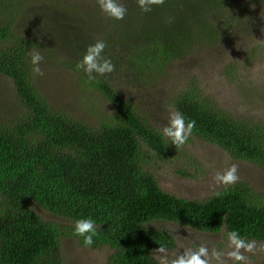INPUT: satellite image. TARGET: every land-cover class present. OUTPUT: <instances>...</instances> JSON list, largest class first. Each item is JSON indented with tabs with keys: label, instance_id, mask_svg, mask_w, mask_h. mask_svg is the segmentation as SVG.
<instances>
[{
	"label": "trees",
	"instance_id": "16d2710c",
	"mask_svg": "<svg viewBox=\"0 0 264 264\" xmlns=\"http://www.w3.org/2000/svg\"><path fill=\"white\" fill-rule=\"evenodd\" d=\"M247 1L261 4L260 0ZM131 4L138 6L137 0ZM19 8L16 1L0 3V75L12 81L18 94L17 109L0 119V264H64V238L73 239L78 247L107 250L108 264H160L156 257L159 247L172 250L176 241L154 227L159 222L209 234L235 229L248 241L264 243V194L247 183L205 201L181 198L162 189L149 162L168 161L178 149L108 80L125 71L129 77L135 76L138 86L153 85L172 63L225 36L236 19L231 0H203V10L208 13L204 32L186 35L182 30L177 37L152 32L162 9L153 5L151 12H144L148 16L146 34L132 39L125 56L117 52L120 43H107L104 55L116 71L91 81L76 70L84 52L74 25L71 23L69 38L56 13L45 30L58 33L68 43L60 51L72 59L62 67L78 73L83 83L93 86L114 108L112 121L99 127L56 110L41 95L29 54L33 50L42 56L49 54L54 39L51 33L50 41L21 33ZM233 66L227 72L228 82L239 83L240 89L245 77L240 73L238 79ZM195 85L188 84L171 102L186 121L196 122L192 135L218 146L235 160L264 170V122L244 110L226 112ZM34 206L69 225L44 221ZM89 216L97 223L98 235L92 247H85L83 238L74 234V226L77 219Z\"/></svg>",
	"mask_w": 264,
	"mask_h": 264
},
{
	"label": "rangeland",
	"instance_id": "374dc122",
	"mask_svg": "<svg viewBox=\"0 0 264 264\" xmlns=\"http://www.w3.org/2000/svg\"><path fill=\"white\" fill-rule=\"evenodd\" d=\"M7 1L9 0H0V3ZM12 1L20 5L18 25L21 33H26L31 39L49 38V41L51 33L54 39V42L50 41L54 43L50 53L54 52L57 57L48 52L40 65L43 76L34 74L35 85L41 95L56 110L91 126L99 127L110 123L114 116L113 106L93 86L83 83L78 73L62 67L63 62L72 59L60 51L65 50L68 43L60 40L58 33L46 31L45 25H49L58 13L65 23V34L69 38L73 31L72 24L74 25L77 31L75 36H79L84 53L88 45L103 40L106 44L113 41L120 43L116 48L117 52L125 56L128 53L125 49H131L132 39L138 40L140 35L146 34L148 16L143 11H136L139 7L132 5L131 0H121L128 9L126 17L121 21L103 14L96 0ZM56 1L59 7L56 6ZM231 5L236 19L225 36L212 46L197 48L189 57L172 63L164 71L163 78L160 76L153 85L138 86L134 81L135 76L129 77L125 71L108 77L117 92L158 131L168 125L173 98L191 83L216 99L226 112L238 114L239 110H244L246 115L264 122V7L247 0H231ZM161 7L152 31L156 36L161 33L165 37H177L182 30L186 35L204 32L208 13L203 10V0H165ZM40 54L43 55L42 52ZM231 65L237 70L235 73L238 79L239 75L241 78L240 73L245 77L240 89L239 83L236 86L233 82H228L227 72ZM17 104L18 94L12 81L0 75V119L4 120L5 112L17 109ZM233 164L238 168L240 180L231 185L217 184L214 180L215 173L224 171ZM149 165L150 172L162 189L181 198L205 201L240 183H247L257 193L264 194V170L235 160L218 146L193 135L175 152V157H169L168 161L154 159ZM33 210L44 221L69 225V222L37 206ZM154 227L170 233L176 241V247L167 250L169 264L183 253L194 251L200 246H206L209 253L213 250H230L225 230L209 234L168 222L156 223ZM256 244L254 254L244 253L249 257V264H259L264 259V243ZM62 252L64 264H108L107 250L93 251L78 247L73 239L62 240ZM163 255L156 253L159 262ZM212 264H216V261H212ZM225 264L234 262L225 257Z\"/></svg>",
	"mask_w": 264,
	"mask_h": 264
},
{
	"label": "clouds",
	"instance_id": "9594fccd",
	"mask_svg": "<svg viewBox=\"0 0 264 264\" xmlns=\"http://www.w3.org/2000/svg\"><path fill=\"white\" fill-rule=\"evenodd\" d=\"M96 3L103 14L116 21L123 20L128 13V9L121 0H96ZM164 3L165 0H137L139 8L145 13L151 12L153 5H163ZM260 3L264 4V0H260ZM106 47L107 44L103 40H97L94 44L88 45L82 59L76 64V70L83 71L90 81L95 80L97 76L103 77L115 72V64L104 55ZM29 55L32 72L36 76H43L44 73L40 65L44 57L35 50L31 51ZM195 127L196 122L194 120L186 121L182 112L170 109L168 125L160 131L164 138L170 140L171 144L179 149L187 143ZM214 180L217 184L222 185L236 184L240 180L237 166L233 164L224 171H217ZM97 229V223L91 216L82 217L75 222L74 234L83 238L85 247H92L95 243L94 237L98 235ZM227 239L230 249L228 251L213 250L209 253L206 246H200L194 251L185 252L178 258L171 260V264H212V261H216V264H225V257L232 260L234 264H249V257L244 253L254 254L257 249L256 242L248 241L235 229L227 233ZM157 251L164 254L160 257V264H169L167 249L160 246Z\"/></svg>",
	"mask_w": 264,
	"mask_h": 264
}]
</instances>
